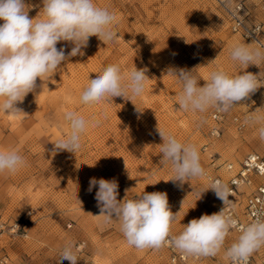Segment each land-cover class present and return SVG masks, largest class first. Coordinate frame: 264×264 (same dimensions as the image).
<instances>
[{"label": "rangeland", "instance_id": "1", "mask_svg": "<svg viewBox=\"0 0 264 264\" xmlns=\"http://www.w3.org/2000/svg\"><path fill=\"white\" fill-rule=\"evenodd\" d=\"M238 2L245 6L248 23H262L264 42L260 0H95L98 6L116 13V39L104 44L91 37L83 55L63 62L41 93L38 87L18 105L27 116L14 119L0 113V151L16 150L26 160V166L17 173L0 174V218L6 224L23 222L25 232L0 230V254H6L10 261L3 244L33 238L35 246L21 255L28 264H60V253L69 241L78 264H170L164 248L130 246L117 221L105 224L103 217L95 216L99 214L94 199L97 189L87 191L89 179L115 178L118 199L125 195L136 198L143 191L167 192L171 210L178 212L172 235L182 232V224L191 219L216 212V199L209 192L201 199L197 195L206 185L204 178L182 187L171 181V166L160 164L162 139L157 124L182 142L195 144L204 168L212 159L236 166L247 153L264 152L260 125L246 123L239 129L232 121L235 115L243 117L264 107L262 87L238 106L222 112L217 124L220 133L214 137L209 130L214 125L210 114L215 108L204 113L181 110L177 104L181 86L167 75L169 68L193 69L203 85L209 73L218 68L230 76L244 71L264 74V62L247 68L230 57L236 44L261 47L230 29L225 9ZM26 3L33 5L29 15L35 17L41 0ZM57 47H64L67 54L72 45L60 42ZM114 63L125 72L134 67L148 69L150 80L143 94L131 101L115 97L110 103L81 105L79 96L89 79ZM135 106L143 112L138 114ZM67 111L94 117L100 123L88 128L75 154L52 153L53 144L68 132L63 119ZM231 236L229 233L225 244ZM222 259L221 251L186 264H218Z\"/></svg>", "mask_w": 264, "mask_h": 264}, {"label": "clouds", "instance_id": "2", "mask_svg": "<svg viewBox=\"0 0 264 264\" xmlns=\"http://www.w3.org/2000/svg\"><path fill=\"white\" fill-rule=\"evenodd\" d=\"M41 3L37 15L30 17L33 5L26 0H0V20L3 21L0 24V113L14 119L27 116L18 105L29 93H35L38 87L41 93L63 62L83 55L82 49L88 46L91 37H97L104 44L113 42L117 37L116 13L98 6L95 0H41ZM60 42L71 44V51L66 54L64 47L58 48ZM230 57L247 68L250 65L258 67L260 62H264V46L253 48L236 44L230 50ZM147 71L146 67H134L125 72L119 64H109L95 78L89 79L80 93L79 102L90 106L102 101L110 103L115 97L131 101V98L143 94L150 80ZM167 75L181 86L177 95L179 108L193 113H204L210 108L230 111L264 86L260 84L259 74L247 71L230 76L218 68L209 73L203 85L193 69L169 68ZM38 79L41 82L39 85ZM261 109L264 107L247 115L245 121L260 125L259 135L264 139V113ZM135 110L138 114L143 112L137 106ZM63 119L68 132L53 144L52 153L67 151L75 154L80 150L81 138L88 128L100 123L94 117L85 118L73 111L65 112ZM157 132L162 139L160 164L171 166V181L178 182V186L182 187L192 180L206 178V185L197 192L199 199L211 190L222 201L223 207L218 212L191 219L182 224V232L172 235V225L178 212L171 210L167 192L143 191L136 198L129 199L125 195L123 199H118L119 185L115 178L92 177L87 191L91 193L94 188L97 189L94 199L99 214L95 216L103 217L105 224L117 221L127 243L137 249H160L170 244L194 257L216 256L223 251L231 264H247L249 257L264 246V212H258L252 222L239 228V235L225 248L230 230L238 226V221L225 212V206L230 203L228 185L208 176L195 144L182 142L158 124ZM25 166V158L16 150L0 151V174H15ZM183 202L184 199L181 207ZM65 260L69 264H78L74 245L70 241L60 253V264Z\"/></svg>", "mask_w": 264, "mask_h": 264}, {"label": "built area", "instance_id": "3", "mask_svg": "<svg viewBox=\"0 0 264 264\" xmlns=\"http://www.w3.org/2000/svg\"><path fill=\"white\" fill-rule=\"evenodd\" d=\"M259 7L264 9V0H260ZM225 14L229 27L233 32L255 41L261 47L264 46L261 41L262 23H248L246 21L247 13L243 3L238 2L233 6H226ZM259 81L261 85H264V74L259 76ZM262 88L264 89V86ZM247 115L243 117L235 115L232 118L237 128L241 129L246 125L245 117ZM222 117V111L214 109L211 112L210 119L214 122L209 130L211 136H219L220 126L217 124L221 122ZM222 169L226 173L222 172ZM205 170L208 176L221 180L228 185L230 190V203L225 206V212L238 221V226L230 230V232L235 233V237L225 244V248H227L239 235V228L252 222L258 212H264V152H249L236 166L228 161L218 162L212 159ZM204 180L207 183V179L204 178ZM208 192L216 199V212H218L223 207L222 201L217 199L211 190ZM4 229L8 230L10 234L20 233L25 235L24 224L18 220L6 224L0 218V230L3 231ZM21 230L23 231L20 232ZM79 247H82V244ZM162 248L167 251L170 264H186L190 260L200 259V257L187 255L170 244ZM8 263L7 255L0 254V264ZM218 264H231V261L225 258L224 252L223 259ZM247 264H257L255 252L249 257ZM258 264H264V256L260 258Z\"/></svg>", "mask_w": 264, "mask_h": 264}, {"label": "crops", "instance_id": "4", "mask_svg": "<svg viewBox=\"0 0 264 264\" xmlns=\"http://www.w3.org/2000/svg\"><path fill=\"white\" fill-rule=\"evenodd\" d=\"M262 43L264 45L263 41ZM32 233L33 232H31V234ZM229 233L232 234L231 238L233 239L235 237V233L234 232H229ZM3 245L6 252L10 255V261L8 264H28V261L23 260L21 255L22 253H27V251H30L32 247L35 246V243L33 238H29V239H24V240L22 239L16 241V243L12 242L8 244L5 242ZM255 256H256V263L257 264L260 263V258L264 256V246H262L260 249L255 251Z\"/></svg>", "mask_w": 264, "mask_h": 264}]
</instances>
